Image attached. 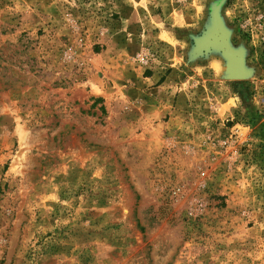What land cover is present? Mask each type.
<instances>
[{
    "label": "rangeland",
    "instance_id": "obj_1",
    "mask_svg": "<svg viewBox=\"0 0 264 264\" xmlns=\"http://www.w3.org/2000/svg\"><path fill=\"white\" fill-rule=\"evenodd\" d=\"M263 113L264 0H0V264H264Z\"/></svg>",
    "mask_w": 264,
    "mask_h": 264
},
{
    "label": "water",
    "instance_id": "obj_2",
    "mask_svg": "<svg viewBox=\"0 0 264 264\" xmlns=\"http://www.w3.org/2000/svg\"><path fill=\"white\" fill-rule=\"evenodd\" d=\"M219 32V31H218ZM225 34H217L218 40L216 41V43H218L221 47V50L223 52V54L229 58V60L231 61V65H229V72L230 75L234 78H239L242 77V63H241V59L238 57V55L236 54L235 51L231 50V48L228 46L226 38L224 36ZM235 65L238 66V75H234L232 73L233 68L235 67Z\"/></svg>",
    "mask_w": 264,
    "mask_h": 264
},
{
    "label": "bare ground",
    "instance_id": "obj_3",
    "mask_svg": "<svg viewBox=\"0 0 264 264\" xmlns=\"http://www.w3.org/2000/svg\"><path fill=\"white\" fill-rule=\"evenodd\" d=\"M232 73L234 75H238V66L237 65H235V67L233 68Z\"/></svg>",
    "mask_w": 264,
    "mask_h": 264
},
{
    "label": "built area",
    "instance_id": "obj_4",
    "mask_svg": "<svg viewBox=\"0 0 264 264\" xmlns=\"http://www.w3.org/2000/svg\"><path fill=\"white\" fill-rule=\"evenodd\" d=\"M263 116H264V113H263Z\"/></svg>",
    "mask_w": 264,
    "mask_h": 264
}]
</instances>
